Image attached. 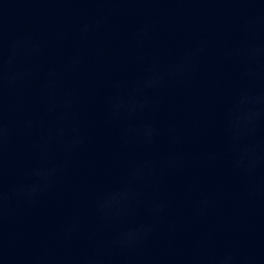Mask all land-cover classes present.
Returning a JSON list of instances; mask_svg holds the SVG:
<instances>
[{
  "label": "water",
  "instance_id": "1",
  "mask_svg": "<svg viewBox=\"0 0 264 264\" xmlns=\"http://www.w3.org/2000/svg\"><path fill=\"white\" fill-rule=\"evenodd\" d=\"M0 264H264L152 0H0Z\"/></svg>",
  "mask_w": 264,
  "mask_h": 264
}]
</instances>
